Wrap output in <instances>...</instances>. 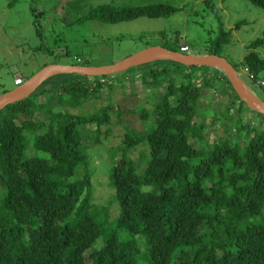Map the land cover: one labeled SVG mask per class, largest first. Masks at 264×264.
<instances>
[{"label": "trees", "instance_id": "1", "mask_svg": "<svg viewBox=\"0 0 264 264\" xmlns=\"http://www.w3.org/2000/svg\"><path fill=\"white\" fill-rule=\"evenodd\" d=\"M206 2L220 28L207 53L219 55L232 33ZM251 2L264 9V0ZM175 11L165 3L107 2L84 18L118 23ZM262 45L264 36L257 37L244 57L243 68L256 79H263L264 57L254 49ZM166 61L139 75L152 89L150 106L138 111L149 127L126 131L111 158L116 217L96 200L87 151L101 140L102 126L124 114L112 95L103 97L117 77L55 74L51 85L42 87L46 79L35 95L0 110V264H264V114L253 110L254 118L223 71ZM210 88L226 97L222 124L236 125L217 140L206 134V114L198 109ZM103 101L92 113L73 111Z\"/></svg>", "mask_w": 264, "mask_h": 264}, {"label": "rangeland", "instance_id": "2", "mask_svg": "<svg viewBox=\"0 0 264 264\" xmlns=\"http://www.w3.org/2000/svg\"><path fill=\"white\" fill-rule=\"evenodd\" d=\"M212 1L219 10L224 30L232 33L230 41L219 50V55L236 67L248 88L264 101V86L251 80L243 69L244 57L252 50L249 44L257 37L264 36V9L254 5L251 0ZM107 2L119 6L165 3L176 8V11L168 17H138L118 23L84 18L90 13L91 7ZM35 7L36 10H33ZM36 17L44 30V38L38 35ZM219 33L218 17L206 0H0V96L17 86L14 83L17 75L26 81L46 65L55 63L61 48L69 50L66 57L58 54L62 64L77 62L81 65L75 59V56H80L92 66L110 65L153 45L177 48L185 42L190 46L187 53L206 54ZM41 45L43 48L37 49ZM44 45L55 48L54 54ZM254 50L264 57V45ZM166 64V60H155L116 72L112 74L117 77L113 83V93L107 89L103 91V97L107 99L112 95L124 114L114 118L111 124L102 126L104 132L99 136L101 140L92 144L87 151V166L92 173L96 200L112 211L113 217L118 216L119 205L111 178L112 155H115L126 131H143L149 127L138 111L146 105L150 106L146 101L152 98L146 96L152 93V89L142 87L143 79L139 75L149 68ZM63 78L78 79L81 76L75 73L60 74L56 80ZM261 78L264 80V72ZM54 80L48 79L42 87L51 85ZM225 100L226 97L217 94L213 88L204 89L199 100L198 109L206 114L204 120L208 123L206 134L213 140L230 136L236 128L235 124L230 128L222 124V121L224 123L227 120L222 112ZM103 104L104 101L97 104L88 102L73 111L89 114ZM249 112L256 120L259 119L252 109ZM215 116L222 119L217 120ZM108 128L111 131L106 134ZM96 136L94 133L91 140H95ZM141 146L148 149L143 144ZM138 156L139 151L135 150L134 157ZM119 234L122 238L128 236L124 230H120ZM97 244L102 245V238L97 240Z\"/></svg>", "mask_w": 264, "mask_h": 264}, {"label": "water", "instance_id": "3", "mask_svg": "<svg viewBox=\"0 0 264 264\" xmlns=\"http://www.w3.org/2000/svg\"><path fill=\"white\" fill-rule=\"evenodd\" d=\"M155 60H173L186 66H208L217 68L225 73L232 88L239 98L252 110L264 114V101L256 96L245 84L239 72L226 58L214 54L184 53L172 50L163 45L149 46L121 61L110 65H79L62 64L59 61L46 65L34 76L28 78L21 85L7 91L0 96V110L5 106L23 100L30 96L46 79L55 74L75 73L83 76L111 75Z\"/></svg>", "mask_w": 264, "mask_h": 264}, {"label": "built area", "instance_id": "4", "mask_svg": "<svg viewBox=\"0 0 264 264\" xmlns=\"http://www.w3.org/2000/svg\"><path fill=\"white\" fill-rule=\"evenodd\" d=\"M189 50H190V47L188 44H185V43L181 44V46H180L181 52L187 53ZM243 69L248 73V76L251 80H255L258 84L264 85L263 79H256L252 73L248 72L247 68H243ZM14 81H15L16 85H21L22 83H24V79L21 76L15 77Z\"/></svg>", "mask_w": 264, "mask_h": 264}, {"label": "crops", "instance_id": "5", "mask_svg": "<svg viewBox=\"0 0 264 264\" xmlns=\"http://www.w3.org/2000/svg\"><path fill=\"white\" fill-rule=\"evenodd\" d=\"M184 43H185V42H183L182 44H184ZM185 44H187V43H185ZM17 76H20V75H17ZM17 76H16V77H17ZM14 83H15V81H14ZM3 94H4V93H3Z\"/></svg>", "mask_w": 264, "mask_h": 264}, {"label": "clouds", "instance_id": "6", "mask_svg": "<svg viewBox=\"0 0 264 264\" xmlns=\"http://www.w3.org/2000/svg\"><path fill=\"white\" fill-rule=\"evenodd\" d=\"M181 46V45H180Z\"/></svg>", "mask_w": 264, "mask_h": 264}]
</instances>
